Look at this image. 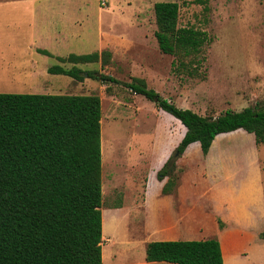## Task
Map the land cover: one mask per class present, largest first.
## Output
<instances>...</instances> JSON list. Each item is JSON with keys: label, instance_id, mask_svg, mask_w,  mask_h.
Here are the masks:
<instances>
[{"label": "rangeland", "instance_id": "374dc122", "mask_svg": "<svg viewBox=\"0 0 264 264\" xmlns=\"http://www.w3.org/2000/svg\"><path fill=\"white\" fill-rule=\"evenodd\" d=\"M159 1L176 2L179 5L178 26L203 31L208 37L196 57L199 62L189 63V68L196 69L194 74L175 69L174 57L158 48L153 6ZM41 3L50 17L43 25L50 31L43 38L50 43L46 48L64 57L69 53L108 50V63L103 65L99 60L76 66L84 71L109 75L119 83L91 77L77 81L66 75L50 74L42 68L41 76L34 79L35 82L40 80L39 86L36 83L31 86L34 90H27L24 85H11L3 88L5 93L98 95L102 115L101 208L127 205L123 223L133 228L146 227L153 215L158 222L155 202L165 179L158 181L156 173L174 153L185 128L158 109L154 102L134 93L127 83L135 78L143 79L148 88L163 98L200 115L216 116L227 108L239 111L246 106L262 104L264 0H42ZM40 63L50 66L60 62L46 57ZM72 65L62 63L64 68ZM196 149L198 145H194L186 157L184 154L178 157L175 169L174 189L178 186L176 193L191 195L192 206L187 210L192 217L202 216L205 208L211 207L208 197L214 191L211 189L214 180L206 175L205 155ZM218 153L223 154L222 164H219L221 173L245 167L248 176L256 167L264 187V144H257L244 130L234 131L215 140L212 155L217 158ZM218 179H221L219 175ZM233 191L232 188L221 190L220 197L225 203L232 202ZM176 206L180 210L183 205L177 203ZM102 214L106 231L112 217L107 209L102 210ZM221 217L226 220L228 214ZM217 225L223 229L227 224L218 220ZM192 228L194 233V224ZM227 248L224 261L231 264L237 257H234L228 238ZM246 255L240 256L246 262L242 264L250 262Z\"/></svg>", "mask_w": 264, "mask_h": 264}, {"label": "trees", "instance_id": "16d2710c", "mask_svg": "<svg viewBox=\"0 0 264 264\" xmlns=\"http://www.w3.org/2000/svg\"><path fill=\"white\" fill-rule=\"evenodd\" d=\"M153 9L159 50L174 57L175 69L194 74L189 63L199 62L206 33L178 26L176 2L159 1ZM109 58L108 50L70 53L58 57L73 63L70 68L53 65L48 72L77 81L91 77L119 83L76 66L99 60L104 65ZM127 86L185 128L174 153L156 173L158 181L165 179L163 194L174 189L176 160L191 143L198 142L206 155L217 135L242 129L264 144V102L239 111L227 108L216 116L200 115L163 98L143 79ZM101 116L96 94L0 93V264H102ZM260 236L264 238V232ZM145 259L223 264L216 237L153 241Z\"/></svg>", "mask_w": 264, "mask_h": 264}, {"label": "crops", "instance_id": "0c3cea01", "mask_svg": "<svg viewBox=\"0 0 264 264\" xmlns=\"http://www.w3.org/2000/svg\"><path fill=\"white\" fill-rule=\"evenodd\" d=\"M41 1L0 0V93H5L6 89L3 88H8L11 85L14 87L24 85L27 86V90H34L31 89V86L35 83L39 86L40 80L35 82L34 79L41 76V69L45 68L48 72V68L53 66L41 65L40 61L46 57L53 58L54 61L60 62L55 65L62 66L63 62L59 61L58 57L64 56L48 50L46 46L50 43L43 40L44 36L50 33L47 28L43 27L46 23L44 21L50 17L47 15V9L43 11L45 7L42 6ZM32 30L34 31L32 32ZM55 42L58 43L57 37ZM55 45L58 46V44ZM225 134L227 133L215 137L205 155V166L208 170L206 175L214 180L211 185V189L214 191L211 190L212 193L209 197L207 196L212 202L211 207H206L202 216H189L187 208L192 206L191 195L176 193L177 186L169 194L159 192L155 202V214L159 216V221H155V215H153L150 220H147L146 227L143 225L142 228H133L123 223L127 205L119 204L110 206V208H101L102 264L163 262L146 261V249L149 243L170 240H204L213 237V235L219 238L223 264H226L224 261L225 252L229 250L227 238L231 240L234 257L239 260L236 259L231 264L246 263L241 260V254L242 256L247 254L246 257L250 258L249 264H264V239L259 238L258 234L264 226V187L261 184V177L256 172V167L250 170L248 176L245 167L243 169L237 167L231 169L230 172L221 173L219 167L222 164L223 154L218 153L216 158L215 155H212V150L215 140ZM249 135L254 138L253 134L249 133ZM194 145H198V149L195 151L202 153L199 143L194 142L189 144L183 152L185 157ZM218 175L221 179H218ZM146 188L147 186H145ZM226 188L234 190L231 192L233 200L232 202L229 200V203H225L220 197L221 190ZM177 194L180 196L177 197ZM177 203L183 205L182 209H176ZM104 209H107L112 217L111 225L106 228V231L102 215ZM165 214L166 217H164ZM222 214H228L227 221L221 217ZM218 220L224 221L227 225L223 229H219ZM231 221L234 223L231 224ZM193 224L195 225L194 233Z\"/></svg>", "mask_w": 264, "mask_h": 264}, {"label": "bare ground", "instance_id": "6f19581e", "mask_svg": "<svg viewBox=\"0 0 264 264\" xmlns=\"http://www.w3.org/2000/svg\"><path fill=\"white\" fill-rule=\"evenodd\" d=\"M104 219V218H103Z\"/></svg>", "mask_w": 264, "mask_h": 264}]
</instances>
